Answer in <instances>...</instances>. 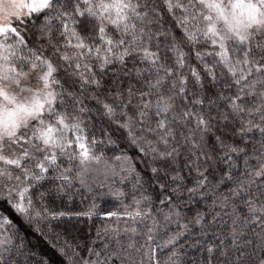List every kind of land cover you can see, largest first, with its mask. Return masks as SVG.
Instances as JSON below:
<instances>
[{
  "label": "snow or ice",
  "instance_id": "1",
  "mask_svg": "<svg viewBox=\"0 0 264 264\" xmlns=\"http://www.w3.org/2000/svg\"><path fill=\"white\" fill-rule=\"evenodd\" d=\"M96 180L125 223L61 241ZM190 201L189 264H264V0H0V264H45L21 224L66 264H182Z\"/></svg>",
  "mask_w": 264,
  "mask_h": 264
},
{
  "label": "trees",
  "instance_id": "2",
  "mask_svg": "<svg viewBox=\"0 0 264 264\" xmlns=\"http://www.w3.org/2000/svg\"><path fill=\"white\" fill-rule=\"evenodd\" d=\"M120 188H122V185L116 180L104 181L103 186H101L100 180H96L90 188L77 184L67 195L57 197L55 204L52 205L56 211L76 213L88 210L92 204L96 206L94 209L96 214L91 217L71 215L52 221L51 223L59 225L57 231L66 230L65 236L60 238L61 241L66 239L72 244L79 243L88 247H96L101 244V240L97 238V232L99 230L114 223L123 225L127 219L126 217L109 218L104 216V213L109 211H121L122 207L129 203L125 198L115 194L114 190ZM124 190L126 191L127 189ZM202 210V204H196L191 201L182 209V214L187 216V220H181L180 223H189V230L185 234L186 239L182 240V264L197 261L203 255V248L195 244V241L200 237V226L190 223L195 213ZM5 215H8V213L5 212ZM11 218L17 224H21V221L16 216H12ZM21 227L23 228L21 234L26 235L27 239L31 242V245L35 249L34 255L37 260L43 259L45 264H66V257L58 250L61 246L60 243L52 241L51 239L41 238L39 234L29 230L26 224H21ZM171 227L175 228V223ZM92 241H95V244H92ZM187 245L192 246L188 247ZM77 251L80 250L77 249ZM97 251H99V247H97ZM81 254L84 255L86 253L82 252Z\"/></svg>",
  "mask_w": 264,
  "mask_h": 264
}]
</instances>
